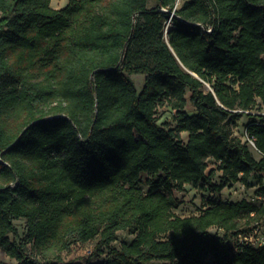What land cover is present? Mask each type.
I'll list each match as a JSON object with an SVG mask.
<instances>
[{
	"label": "trees",
	"instance_id": "obj_1",
	"mask_svg": "<svg viewBox=\"0 0 264 264\" xmlns=\"http://www.w3.org/2000/svg\"><path fill=\"white\" fill-rule=\"evenodd\" d=\"M51 1L0 0V249L17 264H58L95 239L93 252L111 256L95 264H264V247L238 240L263 205L210 197L179 217L172 197L258 175L264 200V0ZM160 106L174 127L159 123ZM244 115L259 159L233 136ZM119 231L134 238L117 249Z\"/></svg>",
	"mask_w": 264,
	"mask_h": 264
},
{
	"label": "rangeland",
	"instance_id": "obj_2",
	"mask_svg": "<svg viewBox=\"0 0 264 264\" xmlns=\"http://www.w3.org/2000/svg\"><path fill=\"white\" fill-rule=\"evenodd\" d=\"M69 0H52L50 2V7L53 9H59L64 7ZM182 3V0H178ZM148 7L156 6L155 0H148L147 2ZM264 59V55H263ZM131 81L133 82L137 92H140L144 80V74H134L130 76ZM189 92H186V111H191L193 109L192 105L190 104L189 100ZM262 108L260 104L257 102L255 107L252 109V113L254 112H261ZM174 111H170L166 107H158L156 111V117L159 123H164L168 127H174ZM249 121L247 116H241L238 118L235 123L232 125V133L234 137L240 138L242 141L247 139L246 135V124ZM186 134L181 133V138L183 141H186ZM251 151L253 156L256 159L260 158L259 153L257 150L251 146ZM218 164L215 163L213 160L207 161V169L206 173H209L210 170L213 171L212 182L219 183L221 179V172L217 170ZM145 178L141 180V183L138 187L141 189L143 193H146L148 187L144 184ZM247 185L242 183H229L221 192L213 193L207 187L201 186L198 184L197 186L186 185L184 186L183 191L177 192L173 191L172 197L178 201V207L174 210V213L179 217H188V216H196L199 215L206 207V200L210 197L215 198L219 201L224 202H236L240 200H246L247 202H251L254 205L260 206L263 205L264 207V200L263 198L259 197L256 194V191L259 187V176L258 175H251L247 181ZM264 223V218L262 220ZM16 230H17V239L21 240L24 238L26 234V222L23 219L16 220L14 222ZM219 230L216 228H211L210 232L215 233ZM261 231H264L263 227ZM134 238V234L128 231H119L117 234L116 241L112 244L115 248H120L121 244L129 243ZM95 239L90 240L86 243H75L71 246L69 251H65L61 253V261L58 264H95L101 263L109 260L111 258L110 254L107 250H103L101 253H94ZM29 254L33 255L36 258H39L37 252L30 248V245L27 244ZM93 252V253H92ZM0 264H17V262L13 259H10L6 256V254L0 249ZM146 264H170L169 262H158L152 261Z\"/></svg>",
	"mask_w": 264,
	"mask_h": 264
},
{
	"label": "built area",
	"instance_id": "obj_3",
	"mask_svg": "<svg viewBox=\"0 0 264 264\" xmlns=\"http://www.w3.org/2000/svg\"><path fill=\"white\" fill-rule=\"evenodd\" d=\"M179 5V1L176 2L174 9ZM174 11V10H172ZM162 12H167L166 9H162ZM173 16V12L169 14L168 20L166 21V29L171 25V18ZM210 32L211 30H207ZM249 144L254 147L253 139L247 138ZM255 229L248 234H240L238 235V240L241 243L249 244L256 247H264V231H261L262 227L264 229V223H256Z\"/></svg>",
	"mask_w": 264,
	"mask_h": 264
}]
</instances>
